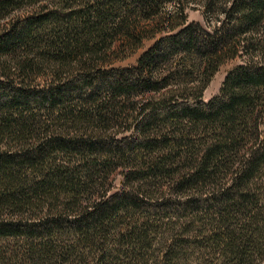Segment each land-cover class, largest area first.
I'll use <instances>...</instances> for the list:
<instances>
[{
    "label": "trees",
    "instance_id": "1",
    "mask_svg": "<svg viewBox=\"0 0 264 264\" xmlns=\"http://www.w3.org/2000/svg\"><path fill=\"white\" fill-rule=\"evenodd\" d=\"M262 182L264 0H0V264H264Z\"/></svg>",
    "mask_w": 264,
    "mask_h": 264
},
{
    "label": "rangeland",
    "instance_id": "2",
    "mask_svg": "<svg viewBox=\"0 0 264 264\" xmlns=\"http://www.w3.org/2000/svg\"><path fill=\"white\" fill-rule=\"evenodd\" d=\"M166 8L167 9L172 8V4H167ZM185 11H186V15H187V20L188 21H198L200 23H203L202 14H201L200 8L198 6H195L192 3H190L189 6L185 9ZM151 42H152V40L144 41L143 45L139 49H137L133 54H131L130 56H128V57H126V58H124L122 60H118V61L114 62L113 66L124 67V66H132V65H134L135 64V60L137 59L139 54L146 47H148L151 44ZM240 63H242V59L239 58V57H236V58L228 60L224 64H222L219 67L218 71L214 74V76L209 81V84L204 89V91H203V99L204 100H208L213 95L218 94L221 82L223 80V77H224L226 71H228L230 68H232L235 65L240 64ZM116 182H115V185H116ZM262 183H263L262 184V186H263V191L262 192L264 194V182H262ZM161 231L162 232L169 231L170 233H172L174 230L172 228H170V226H167V228L165 227ZM263 233H264V231H263ZM263 239H264V234H263ZM263 239H262V241H263ZM14 246H15V242L12 241V240H9V242H6V243L2 244L3 251L4 250L10 251ZM194 251H196V248L194 246H190L189 245L187 247V250H186V254L187 255H185V257H188V262L186 263V262L182 261V259H180V262H178V264H190L191 261L194 259V255H193ZM263 252L264 251H262V253ZM255 260L256 259H253V261H251L250 264H255L257 262V260L256 261ZM215 262H216V256H213L212 254H203L199 258L195 259V264H215ZM149 264H151V263L149 262Z\"/></svg>",
    "mask_w": 264,
    "mask_h": 264
}]
</instances>
